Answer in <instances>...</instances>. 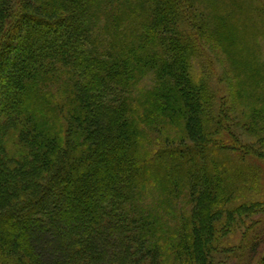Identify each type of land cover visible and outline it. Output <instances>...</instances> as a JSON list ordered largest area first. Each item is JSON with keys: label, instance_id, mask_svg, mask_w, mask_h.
<instances>
[{"label": "trees", "instance_id": "trees-1", "mask_svg": "<svg viewBox=\"0 0 264 264\" xmlns=\"http://www.w3.org/2000/svg\"><path fill=\"white\" fill-rule=\"evenodd\" d=\"M262 22L259 0H0V264H229L236 230L264 264Z\"/></svg>", "mask_w": 264, "mask_h": 264}, {"label": "rangeland", "instance_id": "rangeland-1", "mask_svg": "<svg viewBox=\"0 0 264 264\" xmlns=\"http://www.w3.org/2000/svg\"><path fill=\"white\" fill-rule=\"evenodd\" d=\"M259 3H263L264 4V0H259ZM262 30L264 32V23L262 22ZM209 54L206 57H203L202 60H200V62L197 65V72L200 74H203L204 76L207 77V80L211 83L213 90L215 91V93L221 97V96H227V98L230 99V102L233 103L234 106L238 107V109L240 111H242L244 109L243 105L240 104L238 102V86H239V82H238V78L236 76V66L235 64H233L231 61L229 62V60L227 59L226 55H224V53L219 50V51H215L213 49H209ZM260 52H261V58H262V62H264V36L261 38L260 40ZM151 80H147L145 82V86H151ZM243 101L246 103L247 100L243 99ZM243 103V102H242ZM237 115L239 116V113L237 112ZM241 117V116H240ZM239 134L241 135L242 141L243 142H250L251 137L249 135H247L245 132L239 130ZM253 141V140H251ZM262 168V182H261V190H256L254 189V195H258L256 197V199L259 200H264V163L261 166ZM258 191V192H256ZM256 192V193H255ZM260 192V193H259ZM245 196H251L253 195V193H244L242 196L238 197L236 199V202H242L243 198ZM236 202L234 205H236ZM232 205V204H231ZM256 217H258L256 219L255 222L250 223L249 221H247V225H251L254 229H257V232L259 234H264V213L258 214ZM243 226H246V222L244 221L242 223ZM249 228V227H248ZM246 234V235H245ZM244 234V232H240L238 230L235 231L234 234H230L227 238H225L224 240L229 243V245H231V247H239V245H242L243 242L246 240L250 243L251 241V230L250 231H246V233ZM247 235H249V237H247ZM247 238H249L247 240ZM247 242V244H249ZM245 242L244 245H246L247 247H245V250L242 249V252L240 254L239 257L236 258V254L232 253L230 255H226L229 256V258H231L229 260V264H241L240 258L244 257L243 255L247 254L249 252V247ZM230 247V248H231Z\"/></svg>", "mask_w": 264, "mask_h": 264}]
</instances>
